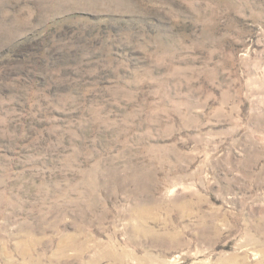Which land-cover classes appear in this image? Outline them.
<instances>
[{
	"label": "rangeland",
	"instance_id": "obj_1",
	"mask_svg": "<svg viewBox=\"0 0 264 264\" xmlns=\"http://www.w3.org/2000/svg\"><path fill=\"white\" fill-rule=\"evenodd\" d=\"M0 264H264V0H0Z\"/></svg>",
	"mask_w": 264,
	"mask_h": 264
}]
</instances>
